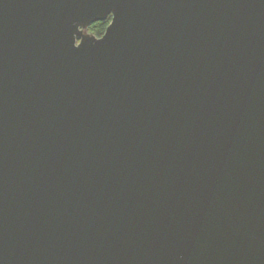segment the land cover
I'll return each mask as SVG.
<instances>
[{"label":"water","instance_id":"water-1","mask_svg":"<svg viewBox=\"0 0 264 264\" xmlns=\"http://www.w3.org/2000/svg\"><path fill=\"white\" fill-rule=\"evenodd\" d=\"M0 264H264V0H0Z\"/></svg>","mask_w":264,"mask_h":264},{"label":"trees","instance_id":"trees-1","mask_svg":"<svg viewBox=\"0 0 264 264\" xmlns=\"http://www.w3.org/2000/svg\"><path fill=\"white\" fill-rule=\"evenodd\" d=\"M108 23V19L104 22L95 23L89 27L88 32L93 34L95 37H101Z\"/></svg>","mask_w":264,"mask_h":264},{"label":"flooded vegetation","instance_id":"flooded-vegetation-1","mask_svg":"<svg viewBox=\"0 0 264 264\" xmlns=\"http://www.w3.org/2000/svg\"><path fill=\"white\" fill-rule=\"evenodd\" d=\"M108 20H110V18H108Z\"/></svg>","mask_w":264,"mask_h":264}]
</instances>
